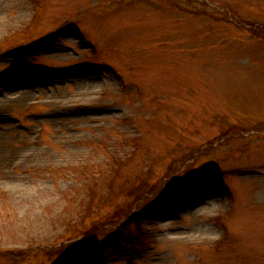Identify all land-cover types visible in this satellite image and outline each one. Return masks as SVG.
Wrapping results in <instances>:
<instances>
[{"label": "rangeland", "instance_id": "1", "mask_svg": "<svg viewBox=\"0 0 264 264\" xmlns=\"http://www.w3.org/2000/svg\"><path fill=\"white\" fill-rule=\"evenodd\" d=\"M0 264H264V0H0Z\"/></svg>", "mask_w": 264, "mask_h": 264}, {"label": "trees", "instance_id": "2", "mask_svg": "<svg viewBox=\"0 0 264 264\" xmlns=\"http://www.w3.org/2000/svg\"><path fill=\"white\" fill-rule=\"evenodd\" d=\"M84 235V234H83Z\"/></svg>", "mask_w": 264, "mask_h": 264}]
</instances>
